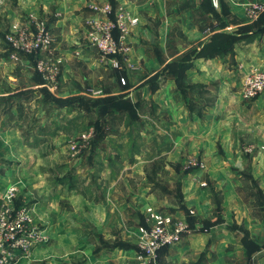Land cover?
Wrapping results in <instances>:
<instances>
[{"label":"rangeland","instance_id":"1","mask_svg":"<svg viewBox=\"0 0 264 264\" xmlns=\"http://www.w3.org/2000/svg\"><path fill=\"white\" fill-rule=\"evenodd\" d=\"M23 2L39 6V0H0V215L9 226L19 222L26 234L34 235H29L26 251L14 250L13 259L5 264H257L251 261L260 246L257 241H248L238 255H233L231 242L222 248L217 243L205 250L183 248L191 225L204 227L218 221L222 194L213 192L211 174L206 173L209 165L219 169L221 163L231 164L232 138L264 158V89L253 97L244 91L249 75L264 72V63L249 69L237 66V44L227 37L233 32L225 29L223 20L215 19L219 30L211 35L217 36L203 57L217 54L223 67L236 69L233 76L224 77L230 84L221 92L225 106L217 111L222 79L188 81L185 72L193 68L199 53L180 27L174 26L163 49L156 43L159 7L168 14L195 9L199 26L210 28L207 14L213 0H126L143 21L130 55L115 59L98 52L79 59L81 52L65 40L62 47L71 56L65 71L53 24L68 13L35 10V6L24 9ZM74 14L84 27L82 48L88 49V20L93 13ZM261 16L251 20L246 15V19L257 22ZM37 24L51 31L60 60L52 86L39 75L34 54L11 57L10 33L22 27L35 30ZM140 45L147 60L136 51ZM169 78L174 79L173 92L181 105L178 115L187 117L175 124L173 109L156 96ZM238 104H243L240 110ZM205 112L215 118H206ZM195 115L203 123L190 122ZM211 126L229 138L225 145L213 142L214 154L205 156L200 145L211 147L207 132ZM185 130L198 139L194 150H189L190 140H181ZM249 163L243 170L246 175L251 172ZM195 175L212 193L209 199L215 205L212 214L201 220L186 208L182 192L186 179ZM258 186L250 180L246 183L253 194L251 205L260 215L264 198ZM177 211L187 219L178 218ZM188 214L194 218L189 220ZM159 222L170 230L181 223L185 228L177 242L150 257L145 233Z\"/></svg>","mask_w":264,"mask_h":264},{"label":"crops","instance_id":"2","mask_svg":"<svg viewBox=\"0 0 264 264\" xmlns=\"http://www.w3.org/2000/svg\"><path fill=\"white\" fill-rule=\"evenodd\" d=\"M253 1H264V0H217L218 3H212L213 10L207 14V18L211 20L210 28H201L195 19V9L184 10L182 12L172 11L170 14L164 11L163 7H159L156 11V14L160 17L161 22L156 31V43L161 49L164 48L168 38L170 37L171 31L175 25H178L186 38L188 43H191L196 50H200L205 43L211 40V35L213 32L218 31V23L215 19L225 21L226 30L232 31L233 34L239 38V41L236 42L237 46L234 48L235 60L234 63L237 66H240L244 69H249L251 67H262L259 65L260 62L264 63V14L256 22L246 19L245 10L249 3ZM93 2H102L99 0H39L38 3L33 5V3L23 2L21 3L24 9H27L28 6H35L36 10L39 7H43L44 11L50 10L58 13H68L62 15L56 22L53 24L54 33L57 34L59 42L56 44V49L58 54L61 56L63 63V70H67V63L71 56L69 53L62 47V43L65 40H71V44H75V48L81 53L78 54L80 59H89L90 55L98 56V51L93 50V46L88 47V49L82 48V39L84 37V27L80 25V22L75 18L74 12L80 11H91L88 7L89 4ZM117 5L123 4L129 9L133 10L135 13H138L134 7L130 6L126 0H116ZM223 8L225 11L223 12ZM143 24L142 17L139 24L135 27L131 35V43L134 42V36L137 32L139 26ZM242 26H248L247 32H241L239 29ZM259 34H256V33ZM179 47H181L179 45ZM139 55L144 59H148V55L144 52L143 46H138L136 50ZM169 58L168 60H170ZM223 60L217 54L209 58L198 56L195 58L193 68H189L186 71V76L189 82H207L213 78L222 79L220 88H219V97L215 109L220 111L223 106H225V99H222L221 92L225 89L227 90L230 82L227 81L224 77H231L234 75V70L232 65L230 68L223 67ZM158 63V62H157ZM234 66V65H233ZM238 68V67H237ZM237 72V71H236ZM238 73V72H237ZM240 73V72H239ZM238 73V74H239ZM231 82H233L231 78ZM175 91V82L173 78L167 79L166 84L162 87L161 93H157V99H161V102H165L170 109H173V114L175 119L171 122L175 124L176 122H183V118H186L185 115H178V109L181 105H178L177 95L173 92ZM143 93H147L146 90H142ZM166 92V94H165ZM264 95V94H263ZM155 96V95H154ZM264 99V96H263ZM263 99L257 100L253 103V108L258 106ZM243 104H238V109L242 107ZM264 105V101L262 102ZM180 106V107H179ZM210 112H212L210 110ZM210 112H205L206 118ZM218 114V112H217ZM173 117V118H174ZM215 118L214 116L211 119ZM203 123L198 116H194L190 122ZM211 122L210 120L206 123ZM215 127V126H213ZM211 126L208 128L207 132H211L209 139L211 142V147L206 145H200V150L204 152V155L214 154L212 143L222 142L225 145V142H228V135L224 132L216 133ZM204 130V129H203ZM184 136L181 137V140L185 139L190 140L189 150H194L193 146L197 143L198 139L195 140L192 132H183ZM188 136V137H187ZM232 142L235 147L231 150L232 162L228 166L225 163L217 165L219 169H215L211 165L207 168V174L210 175L209 184L214 186V190L221 192L222 201H221V211H220V220L216 223H213L207 228L202 229L200 225L196 224L193 228L190 227L188 234L185 235L184 246L183 248H190L192 250H205L210 243H217L220 248L227 243L231 242L234 244L233 255L241 254L246 250L245 244L243 242L244 228H246L250 234L252 240L257 241L260 245L259 248L254 250L251 261L257 262V264H264V214L257 215L253 208L252 197L250 193L246 190V182L243 180L242 172L246 166V162L249 163L251 167V174L253 178L258 182L259 187L264 193V158H259L257 153L253 151L246 150L243 146L240 147L238 140L232 138ZM229 144V143H227ZM225 150V149H224ZM228 150V149H227ZM226 152V151H225ZM229 154V151H228ZM254 155V157L252 156ZM251 156V157H250ZM246 157L250 158L249 161H246ZM230 169V171H229ZM198 176V175H197ZM194 177L186 179L183 184L182 192L184 195L185 206L195 217L206 218L212 214L215 205L210 201V192H206L205 186L201 185L202 179H195ZM201 177V176H199ZM176 216L182 220H186V214L181 212H176ZM256 239V240H255ZM214 241V242H213ZM177 248V247H176ZM229 254L228 256H230Z\"/></svg>","mask_w":264,"mask_h":264},{"label":"built area","instance_id":"3","mask_svg":"<svg viewBox=\"0 0 264 264\" xmlns=\"http://www.w3.org/2000/svg\"><path fill=\"white\" fill-rule=\"evenodd\" d=\"M217 3V0H215ZM93 15L88 20L90 45L97 48L104 56L127 57L132 51L131 35L139 24V16L127 6L111 2L90 4ZM264 12V1H253L246 7L245 13L251 20H256ZM8 41L12 49L11 57L17 59L20 53L34 54L36 69L42 75L46 85H54L59 76V62L55 54V40L51 31L43 24H37L35 30L22 27L10 33ZM264 89V72L249 75L245 85V95L253 97ZM264 150V145L262 146ZM162 218V217H161ZM26 219V218H24ZM10 222L0 215V264L8 263L14 257V250L26 251L29 235L24 226H9ZM183 223L170 230L164 222H159L145 233L146 253L154 256L164 245L177 242L181 237ZM28 235V237H26Z\"/></svg>","mask_w":264,"mask_h":264},{"label":"trees","instance_id":"4","mask_svg":"<svg viewBox=\"0 0 264 264\" xmlns=\"http://www.w3.org/2000/svg\"><path fill=\"white\" fill-rule=\"evenodd\" d=\"M210 2H211V0H210ZM111 3H112L114 6L117 5V2H116V1H111ZM210 6H211L210 11H211V10H213L212 2H211V4H210ZM263 13H264V12H263ZM221 20H223V19H221ZM225 24H226V23H225V21L223 20V25H225ZM244 27H245L246 30H240L241 32H247V31H248V26H244ZM220 34H224V33H220ZM216 36H217V35L214 34V36L211 38V40L204 44V46L198 51V53H199L198 56H205V54H204V52L206 51L205 49H206L207 47L212 46V45L214 44V40H215ZM227 37H228L230 40H232L233 43L239 41V38H237L234 34H232L231 36H227ZM10 50H12L11 47H10ZM185 73H186V72H185ZM39 75L41 76L42 80L44 81L42 75H41V74H39ZM185 75H186V74H185ZM191 169H193L194 172H197V171H198V168H197V167H193V168H191ZM242 177H243V180H244L246 183L249 182V180L252 181V182H257V181L253 178L251 172H250L248 175H246V173L243 171V172H242ZM257 183H258V182H257ZM258 185H259V184H258ZM258 187H259V186H258ZM212 190H213V192H217V191L214 190V188H213ZM259 190H260V194H261V196H263V198H264V193H263V191H262V189H261L260 187H259ZM250 197L253 198V194H252V193H250ZM252 198H251V199H252ZM220 204H221V203H220ZM220 204L217 206V208H218V210H219V218H218V221L220 220V211H221V206H220ZM261 211H263V214H264V205H263V208H262ZM263 214H260V215H263ZM192 216H193V215H189V214H188V219H189V220H192V219L195 217V216H194V217H192ZM195 219H197V218L195 217ZM212 224H213V223H212ZM212 224H210V225H212ZM195 225H196V223L193 224V225H191V227L193 228ZM210 225H208V226H204V227L202 226L201 228L204 229V228L209 227ZM243 229H244V234H245L244 237H243V242H244V244L246 245V244L248 243V241H251L252 243H254V241H253V240L251 239V237H250V234H249L248 230H247L246 228H244V227H243ZM257 248H259V246H258Z\"/></svg>","mask_w":264,"mask_h":264},{"label":"water","instance_id":"5","mask_svg":"<svg viewBox=\"0 0 264 264\" xmlns=\"http://www.w3.org/2000/svg\"><path fill=\"white\" fill-rule=\"evenodd\" d=\"M93 50H94V51H98V49H97V48H95V47H93Z\"/></svg>","mask_w":264,"mask_h":264}]
</instances>
